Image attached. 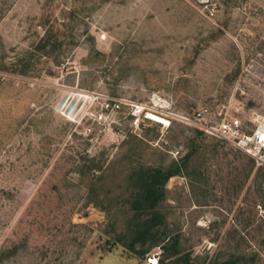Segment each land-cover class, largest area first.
<instances>
[{
  "label": "rangeland",
  "instance_id": "obj_1",
  "mask_svg": "<svg viewBox=\"0 0 264 264\" xmlns=\"http://www.w3.org/2000/svg\"><path fill=\"white\" fill-rule=\"evenodd\" d=\"M263 74L264 0H0V264H264V168L180 119L238 82L257 98ZM93 94L169 126L120 113L88 140ZM175 166L157 234L177 253L138 257L116 242L140 180Z\"/></svg>",
  "mask_w": 264,
  "mask_h": 264
},
{
  "label": "built area",
  "instance_id": "obj_2",
  "mask_svg": "<svg viewBox=\"0 0 264 264\" xmlns=\"http://www.w3.org/2000/svg\"><path fill=\"white\" fill-rule=\"evenodd\" d=\"M244 95L246 93L241 90L238 82L225 104H219L215 108L205 105L193 117L182 116L180 119L182 122L195 123L201 131L228 142L251 158L258 168H264V90L253 100H247L242 97ZM82 97L88 100V104L77 113L75 123L76 128H80L81 134L88 140L110 130L116 123L117 114L130 116L136 126H139L142 119L151 120L153 114L158 115L154 107L124 97L96 94ZM163 126L168 127L169 124Z\"/></svg>",
  "mask_w": 264,
  "mask_h": 264
},
{
  "label": "trees",
  "instance_id": "obj_3",
  "mask_svg": "<svg viewBox=\"0 0 264 264\" xmlns=\"http://www.w3.org/2000/svg\"><path fill=\"white\" fill-rule=\"evenodd\" d=\"M22 64L23 59H19L14 66L16 69H20L19 71L21 72L22 70H30L24 69L28 67V64ZM191 156L192 155L186 157L184 166H186L187 162L191 159ZM254 164L255 162L253 161L251 169L254 168ZM181 171V166H175L168 169L151 168L144 172L139 183V192L133 204V209L136 211V214L138 213L134 217V221L136 222L135 230H133L129 239L119 238L116 243L123 245L138 257H144L155 247H160L164 253L172 251V255H176L178 246L177 240H174L168 245L164 244L165 240L163 241L158 238L157 232L158 228L163 224V218L157 211V208L165 198V187L167 182L172 177L179 175ZM148 242H150L149 247H147Z\"/></svg>",
  "mask_w": 264,
  "mask_h": 264
},
{
  "label": "bare ground",
  "instance_id": "obj_4",
  "mask_svg": "<svg viewBox=\"0 0 264 264\" xmlns=\"http://www.w3.org/2000/svg\"><path fill=\"white\" fill-rule=\"evenodd\" d=\"M151 118V120H155L156 122H159L161 124H166V126L168 125V121L161 116L153 114Z\"/></svg>",
  "mask_w": 264,
  "mask_h": 264
}]
</instances>
